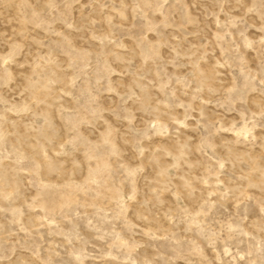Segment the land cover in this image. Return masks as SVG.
Instances as JSON below:
<instances>
[{
    "label": "rangeland",
    "instance_id": "rangeland-1",
    "mask_svg": "<svg viewBox=\"0 0 264 264\" xmlns=\"http://www.w3.org/2000/svg\"><path fill=\"white\" fill-rule=\"evenodd\" d=\"M0 264H264V0H0Z\"/></svg>",
    "mask_w": 264,
    "mask_h": 264
}]
</instances>
